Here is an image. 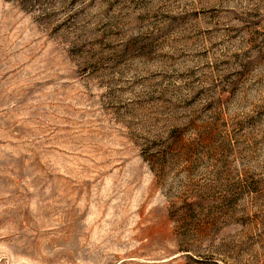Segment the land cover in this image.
Returning <instances> with one entry per match:
<instances>
[{
    "label": "rangeland",
    "instance_id": "374dc122",
    "mask_svg": "<svg viewBox=\"0 0 264 264\" xmlns=\"http://www.w3.org/2000/svg\"><path fill=\"white\" fill-rule=\"evenodd\" d=\"M0 264H264V0H0Z\"/></svg>",
    "mask_w": 264,
    "mask_h": 264
}]
</instances>
